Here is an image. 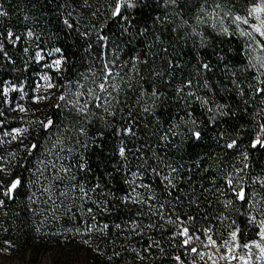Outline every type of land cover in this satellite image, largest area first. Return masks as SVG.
<instances>
[{
    "label": "snow or ice",
    "instance_id": "6c2138e0",
    "mask_svg": "<svg viewBox=\"0 0 264 264\" xmlns=\"http://www.w3.org/2000/svg\"><path fill=\"white\" fill-rule=\"evenodd\" d=\"M44 8L51 27L33 19L17 69L32 60L48 70L35 107H11L9 91L27 98L23 84L0 101L25 114L13 126L0 110V208L25 188L40 217L31 239L73 244L72 264H264V167L253 162L264 156V0ZM73 46L79 62L66 54ZM0 54L16 65L4 43ZM17 247L6 240L0 254ZM40 260L34 252L29 264Z\"/></svg>",
    "mask_w": 264,
    "mask_h": 264
},
{
    "label": "trees",
    "instance_id": "16d2710c",
    "mask_svg": "<svg viewBox=\"0 0 264 264\" xmlns=\"http://www.w3.org/2000/svg\"><path fill=\"white\" fill-rule=\"evenodd\" d=\"M44 4L45 0H0V6L8 12V16L0 17V31L11 28L15 33L22 34L24 36V39L18 42L16 47H13L10 41H6L3 36H0V43L5 44V48L9 55L17 62L16 65L13 66L11 63L5 61L2 54H0V101L3 99L2 92L5 87H10L13 83L17 85L23 84L24 91L28 94L25 104L26 107L30 108V111L32 109L30 97L33 94L35 83L41 82L38 80L39 76L48 70L44 68L43 63H36L32 60L28 61L27 70L18 71L17 69H21V62L25 58L23 54V47L26 46V29L33 26V19H39L40 27H44L45 30H47L48 27H51L50 25H45L49 13L44 8ZM26 15L30 18L27 22L23 19ZM39 30L40 28L38 27L37 31ZM53 43H55V41H53ZM238 45V41H234L231 44V47L234 49L231 55L236 57V59L240 58L239 53L235 51L238 48ZM66 54L71 56L73 62H79L81 60V54L75 46L68 50ZM29 55L34 56V51H30ZM46 62L50 63V59ZM86 63L87 61H83L84 65H86ZM81 70H83V68H81ZM5 81H8L9 83L5 84ZM20 95L21 94L18 91H9L8 98L10 101H15L20 98ZM4 109H8L6 123H11L13 126H17L18 120L16 117L18 116L11 112V107L0 103V110ZM25 118L27 119V117ZM191 150L192 149L190 148L189 151ZM201 150L202 149H197V151ZM38 158H42V151L37 152L30 159L34 163ZM95 161L96 157L93 155V166H95ZM253 162L256 164L257 170H259L260 167H264V156L259 153H254ZM20 171L21 170L17 168L14 175H19ZM24 175L27 176L28 174L25 173ZM26 191L27 190L25 188H21L14 201H6L7 206L0 208L1 239L3 241H12L18 246L17 250L19 251H24L30 248L42 249L55 247L58 245L55 238H44L39 245L31 239L32 228L39 222L40 217L34 216L25 206L27 204L25 195ZM33 207H35L39 212L43 206L38 203ZM49 224H51V221H49ZM65 226L68 225L65 223ZM44 230L47 231L48 228L45 227ZM64 239V237H61L60 243H62ZM26 240L27 244L25 243ZM76 240L78 241L79 237H77ZM125 259L130 260L131 258L126 256Z\"/></svg>",
    "mask_w": 264,
    "mask_h": 264
},
{
    "label": "rangeland",
    "instance_id": "374dc122",
    "mask_svg": "<svg viewBox=\"0 0 264 264\" xmlns=\"http://www.w3.org/2000/svg\"><path fill=\"white\" fill-rule=\"evenodd\" d=\"M43 83L42 81L40 82ZM10 88V87H9ZM42 91V89H41ZM23 95L22 93H20ZM20 95V97H21ZM11 107H14L16 103H21L26 106V99L18 98L15 101H11ZM9 106V105H8ZM10 107V106H9ZM35 106L32 105V108ZM17 116H23L25 114L22 113H15ZM7 147V146H5ZM1 232H0V248L5 247V241L1 239ZM34 252H39L41 260L40 264H48L50 261H59V264H72L74 261V246L73 244L69 243L66 247H60L59 244L55 247L51 248H30L24 251L14 250L11 259L5 257L4 255L0 254V264H29L30 257L33 255ZM35 264V261H33Z\"/></svg>",
    "mask_w": 264,
    "mask_h": 264
}]
</instances>
